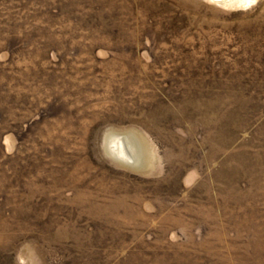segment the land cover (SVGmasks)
Listing matches in <instances>:
<instances>
[{
  "label": "rangeland",
  "instance_id": "rangeland-1",
  "mask_svg": "<svg viewBox=\"0 0 264 264\" xmlns=\"http://www.w3.org/2000/svg\"><path fill=\"white\" fill-rule=\"evenodd\" d=\"M0 264H264V0H0Z\"/></svg>",
  "mask_w": 264,
  "mask_h": 264
},
{
  "label": "bare ground",
  "instance_id": "bare-ground-1",
  "mask_svg": "<svg viewBox=\"0 0 264 264\" xmlns=\"http://www.w3.org/2000/svg\"><path fill=\"white\" fill-rule=\"evenodd\" d=\"M216 2H220L221 4H234L237 2H253L254 0H212Z\"/></svg>",
  "mask_w": 264,
  "mask_h": 264
}]
</instances>
